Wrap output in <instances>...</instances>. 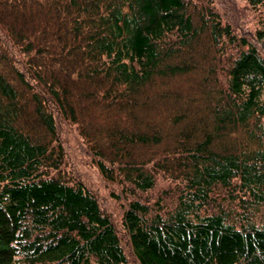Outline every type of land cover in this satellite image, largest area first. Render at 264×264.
<instances>
[{
	"label": "trees",
	"instance_id": "1",
	"mask_svg": "<svg viewBox=\"0 0 264 264\" xmlns=\"http://www.w3.org/2000/svg\"><path fill=\"white\" fill-rule=\"evenodd\" d=\"M243 1L0 0V264H264V0Z\"/></svg>",
	"mask_w": 264,
	"mask_h": 264
},
{
	"label": "rangeland",
	"instance_id": "2",
	"mask_svg": "<svg viewBox=\"0 0 264 264\" xmlns=\"http://www.w3.org/2000/svg\"><path fill=\"white\" fill-rule=\"evenodd\" d=\"M216 3H218L221 9H224L230 17L233 16L237 11H240L241 9L247 10L244 6L243 0H215V4ZM241 13L243 14H241V18H239V20L242 22L243 25L248 24L249 14L247 13L248 14L247 15L242 11ZM64 147L67 152H73L76 148L80 147L78 143V138L76 137V133L74 131L67 132L66 140L64 142ZM70 155L73 156L71 153ZM68 165L72 169L79 170V173L85 178L88 185L91 187L94 193H96V195L99 197L100 199L99 201L101 202L104 209L117 223L119 217L118 203L113 201V197L110 192L111 190L110 185L100 178V176L98 175L95 169L86 166L83 162H79L77 163V165L68 163ZM125 248L131 260V264H136L135 259H133L131 254H129L130 253L129 245L125 244Z\"/></svg>",
	"mask_w": 264,
	"mask_h": 264
},
{
	"label": "bare ground",
	"instance_id": "3",
	"mask_svg": "<svg viewBox=\"0 0 264 264\" xmlns=\"http://www.w3.org/2000/svg\"><path fill=\"white\" fill-rule=\"evenodd\" d=\"M15 8V7H14ZM17 8H19V7H17ZM19 10V9H18ZM11 11V10H10ZM17 11V10H16ZM7 14V13H6ZM8 25V24H7Z\"/></svg>",
	"mask_w": 264,
	"mask_h": 264
}]
</instances>
